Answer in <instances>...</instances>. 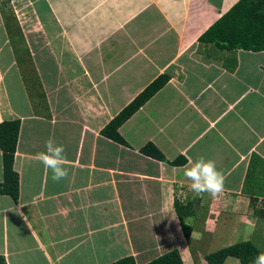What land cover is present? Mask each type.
<instances>
[{
  "label": "crops",
  "instance_id": "1",
  "mask_svg": "<svg viewBox=\"0 0 264 264\" xmlns=\"http://www.w3.org/2000/svg\"><path fill=\"white\" fill-rule=\"evenodd\" d=\"M9 1L15 15L0 13V122L19 121V193L0 194L5 264H146L174 249L183 264H208L211 241L264 252V207L254 206L264 198V49L197 43L238 0ZM163 74L167 83L119 126L125 145L104 137ZM49 139L65 149L60 181L38 158ZM147 144L162 161L139 151ZM201 156L223 174L221 192L191 190L186 166ZM248 198L249 217L224 205ZM175 200L191 205L188 240Z\"/></svg>",
  "mask_w": 264,
  "mask_h": 264
},
{
  "label": "trees",
  "instance_id": "2",
  "mask_svg": "<svg viewBox=\"0 0 264 264\" xmlns=\"http://www.w3.org/2000/svg\"><path fill=\"white\" fill-rule=\"evenodd\" d=\"M197 43L212 45L221 50H245L259 52L264 49V0H238L198 38ZM166 74L159 75L140 94H138L121 112H119L102 130L101 134L119 144L124 140L118 133L119 126L135 113L168 81ZM19 133V121L0 122V152L2 158L3 180L0 182V194L16 200L18 197V175L13 170V159ZM142 154L157 160H163L162 154L151 144L139 150ZM184 160L169 162L170 165L183 163ZM191 205H182L174 201L185 240L189 239L191 227L185 223L184 215L190 212ZM259 254L250 242L243 241L224 247L205 256L208 264H223L227 257L238 259L239 264H253ZM0 264H5L0 257ZM111 264H135L132 257H124ZM146 264H183L179 253L174 249Z\"/></svg>",
  "mask_w": 264,
  "mask_h": 264
},
{
  "label": "clouds",
  "instance_id": "3",
  "mask_svg": "<svg viewBox=\"0 0 264 264\" xmlns=\"http://www.w3.org/2000/svg\"><path fill=\"white\" fill-rule=\"evenodd\" d=\"M40 162L52 171L53 181H60L68 175L64 167L66 161L63 145H57L49 139L45 144V151L39 153ZM185 175L191 181V190L195 193H219L224 187V176L218 170L215 161L203 156L191 161V166H186ZM254 264H264V252H260L254 259Z\"/></svg>",
  "mask_w": 264,
  "mask_h": 264
},
{
  "label": "rangeland",
  "instance_id": "4",
  "mask_svg": "<svg viewBox=\"0 0 264 264\" xmlns=\"http://www.w3.org/2000/svg\"><path fill=\"white\" fill-rule=\"evenodd\" d=\"M8 1L9 0H0V13H1V15H4L2 11H5L6 14H8V13L10 14L11 13V15H15V13L13 11L12 4H11L10 1L9 2ZM250 201L251 200L248 198V199L245 200L244 204H241L242 202H234V200H227V201H225L226 204H224V205H227L229 203L230 204L229 208H232L233 206H237L236 209H237L238 212H243V214H245V215H247V217H249L248 215H250V211L251 212L253 211L252 208H251V206H250ZM242 205H244V207ZM224 209H227V208L224 207ZM239 224L240 223H239L238 219L236 218V221H235V225L234 226H237L236 229L241 232L242 225L240 224L241 225L240 226ZM229 226H231V223L229 224ZM243 227L246 228V226H243ZM196 229H199L200 230V227L197 226ZM220 229H222V227ZM205 243L207 244L206 241H205ZM223 244H225V242H221V241H218V242L211 241L209 243V246H211V247L209 249H207L208 250L207 253L215 252L217 250H220L222 248ZM198 245H199V243H197L195 241H193L191 243V247L192 248H197L196 246H198Z\"/></svg>",
  "mask_w": 264,
  "mask_h": 264
},
{
  "label": "built area",
  "instance_id": "5",
  "mask_svg": "<svg viewBox=\"0 0 264 264\" xmlns=\"http://www.w3.org/2000/svg\"><path fill=\"white\" fill-rule=\"evenodd\" d=\"M255 208L261 209L264 207V198H257L254 203Z\"/></svg>",
  "mask_w": 264,
  "mask_h": 264
}]
</instances>
